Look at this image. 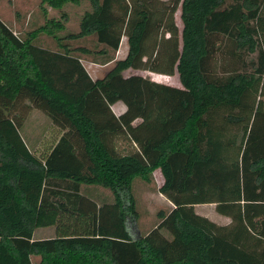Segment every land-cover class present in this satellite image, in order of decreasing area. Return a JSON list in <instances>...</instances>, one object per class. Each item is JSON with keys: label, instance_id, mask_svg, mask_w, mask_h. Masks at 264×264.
<instances>
[{"label": "trees", "instance_id": "1", "mask_svg": "<svg viewBox=\"0 0 264 264\" xmlns=\"http://www.w3.org/2000/svg\"><path fill=\"white\" fill-rule=\"evenodd\" d=\"M80 2L40 0L44 21L22 36L0 18V264H264V0H87L60 35L67 14L47 8ZM81 56L113 65L92 79ZM128 69L176 72L180 87ZM30 106L62 131L40 156L20 133ZM155 170L173 206L133 237L131 186Z\"/></svg>", "mask_w": 264, "mask_h": 264}, {"label": "rangeland", "instance_id": "2", "mask_svg": "<svg viewBox=\"0 0 264 264\" xmlns=\"http://www.w3.org/2000/svg\"><path fill=\"white\" fill-rule=\"evenodd\" d=\"M40 0H0V18L18 35L22 36L25 32L34 28L36 25L44 21L42 12L39 8ZM90 6L87 0H81L78 5L68 3L61 9H55L48 7V17L59 18L63 12L67 14V21L65 23V30L60 32V35H64L67 32H77L79 30V22L84 11L89 10ZM175 23L179 28L182 27L180 20V9L174 14ZM118 53V58H123L125 52H127L126 38H122ZM40 43L45 44L50 48H56V44L52 39L42 38ZM71 44H86L93 47L94 42L91 38L87 40L72 41ZM44 46V45H43ZM89 56H81V62L87 70L92 79L101 78L111 68L112 63L97 64L90 60ZM139 74L142 76H149L150 78L157 79L160 82L180 87L177 73L173 75L164 76H151L148 71L128 69L124 72V75ZM123 109L125 108L122 102H119ZM119 104L113 106V111L118 113L121 110ZM23 125L20 133L24 138L27 146L30 150L34 151L38 156L43 153H47L51 146L58 140L62 131L54 126L49 118L40 110L30 106L26 111H23ZM139 120H136L137 123ZM163 179L159 170L153 172L152 182L147 183L139 178H136L131 186V192L136 199V211L137 219H129L126 226L129 233L133 237H138L150 230L157 222V212L160 210L168 211L171 209V204L168 200L159 193L158 188L161 185ZM87 187V188H86ZM86 188V189H85ZM81 193L96 196L100 200H111V194L108 190L102 189V187L92 185H81ZM195 211L197 214L206 216L211 221L226 225L230 222V218L217 213L213 204H199L195 205ZM53 227H39L34 230L33 237L48 238L54 236ZM39 261L38 256L32 257L33 264H37Z\"/></svg>", "mask_w": 264, "mask_h": 264}, {"label": "crops", "instance_id": "3", "mask_svg": "<svg viewBox=\"0 0 264 264\" xmlns=\"http://www.w3.org/2000/svg\"><path fill=\"white\" fill-rule=\"evenodd\" d=\"M125 53H127V52H125ZM117 55H118V53L116 54V58H118L117 57ZM126 55V54H125ZM151 76H153L152 74H154V76H158V75H160V76H164V74H159V73H154V72H148ZM152 80H154V81H157V82H160V81H158L157 79H153V78H151ZM161 83H163V82H161ZM120 105L121 106V104L119 103V102H116V103H114L112 106H111V108L113 107V106H115V105ZM125 106V105H124ZM121 108V110L118 112V113H115L114 111H113V108H112V111L116 114V115H119V114H121L124 110H125V108L123 109V107L121 106L120 107ZM168 202H170V201H168ZM170 204H171V206H173L172 205V203L170 202ZM214 205V204H213ZM206 217V216H205ZM227 217V216H226ZM229 218V217H228ZM220 225V224H219ZM53 237V236H52Z\"/></svg>", "mask_w": 264, "mask_h": 264}]
</instances>
